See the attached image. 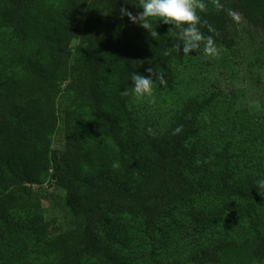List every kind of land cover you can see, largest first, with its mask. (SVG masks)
Segmentation results:
<instances>
[{
	"label": "trees",
	"instance_id": "1",
	"mask_svg": "<svg viewBox=\"0 0 264 264\" xmlns=\"http://www.w3.org/2000/svg\"><path fill=\"white\" fill-rule=\"evenodd\" d=\"M202 2L218 50L239 19L264 38V0ZM139 6L0 0V264H264V88L263 109L238 115L244 137L206 138L215 95H172L179 29L122 14ZM149 68L153 95L137 99L130 76ZM46 183L65 192L62 218L46 216Z\"/></svg>",
	"mask_w": 264,
	"mask_h": 264
},
{
	"label": "rangeland",
	"instance_id": "2",
	"mask_svg": "<svg viewBox=\"0 0 264 264\" xmlns=\"http://www.w3.org/2000/svg\"><path fill=\"white\" fill-rule=\"evenodd\" d=\"M237 22L236 41L230 50H219L218 55L211 56L205 54L204 47H199L187 54L186 65L178 70L176 88L179 92L173 96L186 93L200 97L215 95L214 107L207 106L198 113L206 127V138H213L219 127L232 132L236 139L244 137L247 130L238 117L239 113L257 115L263 109L264 69L260 64L261 54L264 55V38L242 20ZM258 73L261 74L257 76ZM172 101L169 96L163 98L157 120L167 119ZM41 190L45 195L43 208L46 216L62 218L66 209L65 192L50 183L44 184Z\"/></svg>",
	"mask_w": 264,
	"mask_h": 264
},
{
	"label": "clouds",
	"instance_id": "3",
	"mask_svg": "<svg viewBox=\"0 0 264 264\" xmlns=\"http://www.w3.org/2000/svg\"><path fill=\"white\" fill-rule=\"evenodd\" d=\"M219 8L220 5L217 4ZM143 11L138 16H133L131 12L122 9V14L126 15L133 23L139 22L143 28L149 29V24L144 21L148 18H158L164 24L173 25L179 29L175 33L176 38L182 42L181 51L184 54H190L194 50L198 49L202 42H204L205 54L216 56L219 54V50L216 46V42L213 36L209 35L205 37L200 31L198 25L201 23V17L199 12L205 10V4L202 0H140V6ZM209 32H215V30L209 26ZM153 37L158 36L157 31H151ZM168 55L166 51L164 53ZM150 75L144 76L133 72L130 76L131 81V94L137 99L148 98L153 95V87L155 81L152 79V68L148 69ZM161 85H164L166 81L161 76L159 77ZM127 95V91L123 93ZM177 133L179 128L175 130ZM264 189V178L257 182V190Z\"/></svg>",
	"mask_w": 264,
	"mask_h": 264
}]
</instances>
